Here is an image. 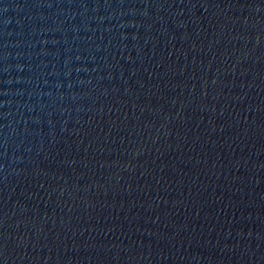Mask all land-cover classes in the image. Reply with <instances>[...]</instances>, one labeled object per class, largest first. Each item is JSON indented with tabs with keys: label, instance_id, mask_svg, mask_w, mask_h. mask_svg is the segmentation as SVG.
I'll list each match as a JSON object with an SVG mask.
<instances>
[{
	"label": "water",
	"instance_id": "1",
	"mask_svg": "<svg viewBox=\"0 0 264 264\" xmlns=\"http://www.w3.org/2000/svg\"><path fill=\"white\" fill-rule=\"evenodd\" d=\"M0 264H264V0H0Z\"/></svg>",
	"mask_w": 264,
	"mask_h": 264
}]
</instances>
